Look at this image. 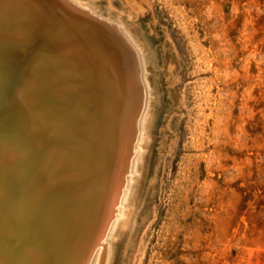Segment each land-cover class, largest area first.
I'll list each match as a JSON object with an SVG mask.
<instances>
[{
	"label": "rangeland",
	"instance_id": "374dc122",
	"mask_svg": "<svg viewBox=\"0 0 264 264\" xmlns=\"http://www.w3.org/2000/svg\"><path fill=\"white\" fill-rule=\"evenodd\" d=\"M68 1L74 8L69 12L101 21L108 30L117 28L133 47L141 73L142 109L137 114L128 110L133 106L130 90L120 86V96L111 93L114 99L101 95L102 83L97 86L90 72L71 73L76 94L85 101L83 108L75 111L69 103L62 105L64 114L77 113L80 124H74L86 125L95 135L92 144L99 148L101 129L89 121L90 105L105 102L109 113L120 109V124L110 130L105 153L99 152L98 171H93L98 175L81 179L94 181L90 183L98 191L97 199V186L112 165L115 137L126 136L119 158L127 160L135 149L130 164L122 158L125 167L115 165L125 179V198H117L112 213L114 223L124 224L114 238L111 229L104 239L105 264H264V0ZM30 39L7 37L0 44ZM9 54L8 48L0 49V59L7 60ZM12 110L22 124L19 111ZM7 123L12 134L16 123ZM35 158L34 154L27 159L33 163ZM10 159L15 171L22 166ZM131 190L132 203L127 205ZM93 205L80 213L85 233L79 223L67 222L66 231L54 237L59 244L48 245L60 253L58 264L74 254L70 228L77 232L76 238L71 236L75 246L88 235L99 208L93 210ZM67 249L71 250L66 256Z\"/></svg>",
	"mask_w": 264,
	"mask_h": 264
},
{
	"label": "bare ground",
	"instance_id": "6f19581e",
	"mask_svg": "<svg viewBox=\"0 0 264 264\" xmlns=\"http://www.w3.org/2000/svg\"><path fill=\"white\" fill-rule=\"evenodd\" d=\"M5 1L7 0H0V40L23 35H30L31 39L27 42L22 40L18 45L8 44L6 41H3V45L0 44V49L8 48L10 51L7 60L0 59V143L4 144L0 148V264H58L60 253L55 247L59 243L54 237L60 231H66L64 223L67 222H75V226L79 223L80 229L85 233L86 221L81 215L82 210H86V207L90 209L93 204V210L99 208L92 221L88 219L89 214L87 215L89 222H92V228L78 246H75V239L71 237H75L77 232L71 228L67 231L74 254L68 255L65 263L105 264L107 245H104V239L111 229L114 238L124 224L114 223L116 216L112 213V209L119 203H116L117 198L125 194V179L120 176L115 165L120 163L119 168L123 169V159L130 164L135 149L127 160L121 155L119 158L117 154L125 149L121 141L126 136L119 133V137H115L117 142L113 145L114 155L111 158L113 166H108L102 183L96 185L101 191L97 199L98 191L90 183L93 180L81 179L98 175V172L93 174V171L99 167V152L102 153L103 150L105 153L106 144L112 138L110 130L113 132V127L118 126L120 109L115 107L109 113L105 102L96 101L95 108L93 104L90 105L89 121L99 124L101 129L100 138L103 142L99 148L90 140L95 136L94 133L82 123L78 127L80 120L75 121L77 113L64 114L62 105L67 106L69 103L75 111L83 108L85 101L78 98L71 73L90 72L98 84L95 85L100 86L99 83H102L101 95L114 99L111 93L121 92L120 86L130 90L133 93V106L128 110L132 112L134 109L136 114L139 113L142 109L140 101L143 92L137 56L132 50L133 47L124 42L126 38L121 36L117 28L108 30L101 21L85 17L84 14L78 16L79 14L69 12L68 10L74 8L70 3L66 4L68 0H11L9 6ZM38 35L39 39L35 38ZM31 43L36 51L30 47ZM19 47H23L20 52ZM128 77L132 84L127 82ZM90 81L92 80H88V84ZM82 85L86 88L85 83ZM109 101L110 98L108 104ZM111 102L113 103L112 100ZM128 104L130 105L129 101ZM12 106L19 111L18 118L22 124H18ZM61 117L63 119L59 120ZM127 117L125 124H129ZM8 120L16 123L13 127L15 135L8 132L12 128H6ZM74 121L79 123L78 126ZM76 131L79 132L78 135L75 134ZM134 133L137 136L138 130L134 129ZM77 153H80L79 159L72 157V154ZM34 154V165L29 166L32 161L27 158ZM10 158L13 161L18 160V163L21 161L22 168L18 166L15 171L16 165L9 162ZM68 158H73L74 163H68ZM98 179L97 181H101V178ZM131 191L127 205L132 203L134 191ZM24 216L26 219L23 220L26 222L22 223ZM39 233L42 236L40 238L36 236ZM48 245L55 247L48 248ZM65 245L66 243L63 244L64 248ZM69 250L71 249H67L66 256Z\"/></svg>",
	"mask_w": 264,
	"mask_h": 264
},
{
	"label": "water",
	"instance_id": "95a60500",
	"mask_svg": "<svg viewBox=\"0 0 264 264\" xmlns=\"http://www.w3.org/2000/svg\"><path fill=\"white\" fill-rule=\"evenodd\" d=\"M11 0H7V1H5L6 2V4L9 6V4H11V2H10ZM1 2H3V0H1ZM8 10V9H7ZM74 159L73 158H68V163H74Z\"/></svg>",
	"mask_w": 264,
	"mask_h": 264
}]
</instances>
